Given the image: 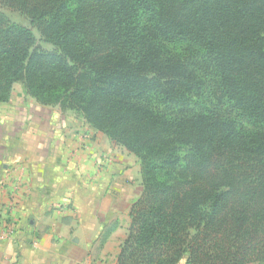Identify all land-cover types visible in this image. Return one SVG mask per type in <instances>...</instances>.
<instances>
[{
  "label": "trees",
  "instance_id": "trees-1",
  "mask_svg": "<svg viewBox=\"0 0 264 264\" xmlns=\"http://www.w3.org/2000/svg\"><path fill=\"white\" fill-rule=\"evenodd\" d=\"M0 5L30 24L0 10V102L22 82L139 160L117 264H264V0Z\"/></svg>",
  "mask_w": 264,
  "mask_h": 264
},
{
  "label": "crops",
  "instance_id": "crops-1",
  "mask_svg": "<svg viewBox=\"0 0 264 264\" xmlns=\"http://www.w3.org/2000/svg\"><path fill=\"white\" fill-rule=\"evenodd\" d=\"M15 85L0 102V264H117L142 191L138 159L72 109Z\"/></svg>",
  "mask_w": 264,
  "mask_h": 264
},
{
  "label": "rangeland",
  "instance_id": "rangeland-1",
  "mask_svg": "<svg viewBox=\"0 0 264 264\" xmlns=\"http://www.w3.org/2000/svg\"><path fill=\"white\" fill-rule=\"evenodd\" d=\"M0 10L3 11L11 20H13V21H15V22H17L19 24H22V25L30 27L28 19L25 16L21 15L19 12L15 11V10H12V9L4 6V5H0ZM33 32H34V34L36 36V39H37V45L40 48H44V49L51 48V46L49 44H47V43L42 41L40 34L35 29H33ZM15 89L19 93H22V92L26 93L25 87H24L22 82H17L16 85H15ZM141 185H142V182H141ZM113 221H117V220H113ZM180 264H184V263L182 262Z\"/></svg>",
  "mask_w": 264,
  "mask_h": 264
},
{
  "label": "built area",
  "instance_id": "built-area-1",
  "mask_svg": "<svg viewBox=\"0 0 264 264\" xmlns=\"http://www.w3.org/2000/svg\"><path fill=\"white\" fill-rule=\"evenodd\" d=\"M86 139V138H85ZM14 227L15 225H12L9 230H8V234H11L14 231Z\"/></svg>",
  "mask_w": 264,
  "mask_h": 264
}]
</instances>
